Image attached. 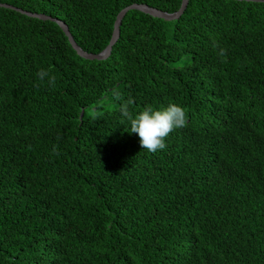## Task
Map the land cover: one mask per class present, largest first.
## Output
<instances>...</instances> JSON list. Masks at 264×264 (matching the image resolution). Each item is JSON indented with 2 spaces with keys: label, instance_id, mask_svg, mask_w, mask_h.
<instances>
[{
  "label": "trees",
  "instance_id": "trees-1",
  "mask_svg": "<svg viewBox=\"0 0 264 264\" xmlns=\"http://www.w3.org/2000/svg\"><path fill=\"white\" fill-rule=\"evenodd\" d=\"M181 1L0 3L97 54L122 8ZM128 99L179 104L187 126L148 152ZM0 264H264V2L131 9L100 60L0 6Z\"/></svg>",
  "mask_w": 264,
  "mask_h": 264
},
{
  "label": "clouds",
  "instance_id": "clouds-1",
  "mask_svg": "<svg viewBox=\"0 0 264 264\" xmlns=\"http://www.w3.org/2000/svg\"><path fill=\"white\" fill-rule=\"evenodd\" d=\"M215 48L216 45L214 44ZM226 49H220L219 55H226ZM40 81H44L47 77V83L50 87H54L56 77L50 75L47 70L41 69L37 72ZM131 99L121 104L120 112L130 124L131 133L139 136V142L142 149L155 153L166 147L165 138L174 130L187 126V113L184 107L176 103H169L162 109L154 108L151 105L145 106L142 110L133 114L129 110Z\"/></svg>",
  "mask_w": 264,
  "mask_h": 264
},
{
  "label": "water",
  "instance_id": "water-1",
  "mask_svg": "<svg viewBox=\"0 0 264 264\" xmlns=\"http://www.w3.org/2000/svg\"><path fill=\"white\" fill-rule=\"evenodd\" d=\"M251 1L264 2V0H251ZM187 2H188V0H182L179 9L177 11H175V12H172V13H168V12L162 11L160 9H157V8H154V7H150V6L146 5V4H137V3H133V4H130V5L122 8L118 12V14L116 15V18L114 20L112 34H111V38H110V41H109L108 45L106 46V48L103 51H101V52H99L97 54L88 53L86 51H83L77 45L75 40L73 39L71 33L69 32V29H68L67 25L63 21H61V20H59L57 18H54V17H52L50 15H46V14H43V13H34V12L25 11L23 9H20V8H17V7L8 5V4L0 3V6H5V7H8V8H12V9L18 10L19 12L24 13V14H26L28 16H32V17H36V18H40V19H44V20H52V21L56 22L61 27V29L63 30L65 35L67 36L68 41L71 44V46L77 51V53L80 56H82L83 58H86V59H91V60L97 59V60H100V59H105V58H107L110 55L112 46L116 42V40L118 39V36H119V33H120L121 20H122L123 16L126 14L127 11H129L131 9H137V10H140V11H142L144 13L150 14V15H152L154 17H159V18H163V19H166V20H171V19H175V18L179 17L182 14V12L184 11V9H185V7L187 5Z\"/></svg>",
  "mask_w": 264,
  "mask_h": 264
}]
</instances>
